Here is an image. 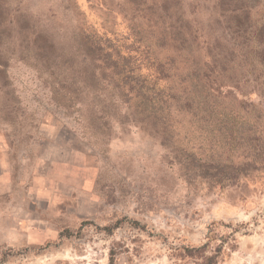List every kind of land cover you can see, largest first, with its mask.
Masks as SVG:
<instances>
[{"label":"rangeland","instance_id":"374dc122","mask_svg":"<svg viewBox=\"0 0 264 264\" xmlns=\"http://www.w3.org/2000/svg\"><path fill=\"white\" fill-rule=\"evenodd\" d=\"M124 1L0 0V264H264V170L232 186L186 181L156 137L94 105V95L112 100L89 92L78 34L84 24L149 32L150 14ZM180 1L211 44H226L214 0ZM253 14L264 22V0ZM26 24L76 53L68 111L40 66L21 59ZM248 71L234 70L229 90L264 109L262 73Z\"/></svg>","mask_w":264,"mask_h":264},{"label":"trees","instance_id":"16d2710c","mask_svg":"<svg viewBox=\"0 0 264 264\" xmlns=\"http://www.w3.org/2000/svg\"><path fill=\"white\" fill-rule=\"evenodd\" d=\"M153 1L147 9L146 0L124 1L140 19L150 14L149 32L141 24L102 28V34L84 24L79 31L75 49L83 57L87 88L101 94L100 87L112 100L100 105L93 96L102 118L134 123L156 137L186 181L232 186L264 170V109L238 101L229 90L231 73L249 69L250 76L262 73L258 91L264 97V22L253 14L261 0H214L227 45L220 39L211 44L194 28L180 0ZM22 29L28 36L21 59L40 66L56 103L70 110L78 97L71 73L76 53L63 51L43 31L36 34L27 24ZM236 47L241 53L228 58Z\"/></svg>","mask_w":264,"mask_h":264}]
</instances>
